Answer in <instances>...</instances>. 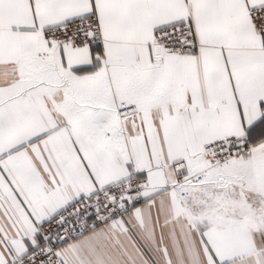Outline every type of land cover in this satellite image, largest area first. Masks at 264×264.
<instances>
[{"label": "snow or ice", "instance_id": "snow-or-ice-1", "mask_svg": "<svg viewBox=\"0 0 264 264\" xmlns=\"http://www.w3.org/2000/svg\"><path fill=\"white\" fill-rule=\"evenodd\" d=\"M0 264H264V0H0Z\"/></svg>", "mask_w": 264, "mask_h": 264}]
</instances>
